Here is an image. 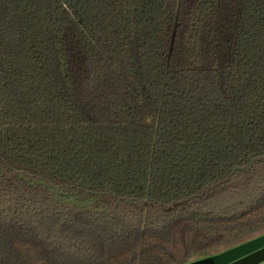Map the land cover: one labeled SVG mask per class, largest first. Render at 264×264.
<instances>
[{
	"label": "trees",
	"instance_id": "16d2710c",
	"mask_svg": "<svg viewBox=\"0 0 264 264\" xmlns=\"http://www.w3.org/2000/svg\"><path fill=\"white\" fill-rule=\"evenodd\" d=\"M263 233L264 0H0V264Z\"/></svg>",
	"mask_w": 264,
	"mask_h": 264
},
{
	"label": "water",
	"instance_id": "95a60500",
	"mask_svg": "<svg viewBox=\"0 0 264 264\" xmlns=\"http://www.w3.org/2000/svg\"><path fill=\"white\" fill-rule=\"evenodd\" d=\"M264 233L185 264H263Z\"/></svg>",
	"mask_w": 264,
	"mask_h": 264
},
{
	"label": "rangeland",
	"instance_id": "374dc122",
	"mask_svg": "<svg viewBox=\"0 0 264 264\" xmlns=\"http://www.w3.org/2000/svg\"><path fill=\"white\" fill-rule=\"evenodd\" d=\"M190 261H193V259H192V260H190Z\"/></svg>",
	"mask_w": 264,
	"mask_h": 264
}]
</instances>
